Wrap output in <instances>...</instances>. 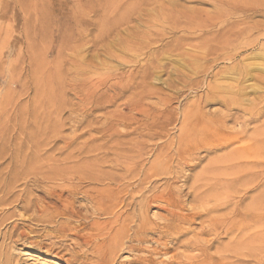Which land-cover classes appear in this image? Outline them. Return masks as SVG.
<instances>
[{
	"label": "rangeland",
	"instance_id": "1",
	"mask_svg": "<svg viewBox=\"0 0 264 264\" xmlns=\"http://www.w3.org/2000/svg\"><path fill=\"white\" fill-rule=\"evenodd\" d=\"M263 71L264 0H0V264H68L59 257L72 242L58 241L61 252L47 253L44 244L54 240L42 237L62 219L49 225L35 218L43 204L52 214L67 205L72 224L83 212L85 224L97 219L94 211L105 203L90 184L73 194L60 177L54 179L79 171L72 163L78 158L93 162L90 171L98 175L130 168L136 178H146L143 196L165 190L178 202L171 212L160 201L143 202L142 211L138 205L129 209L135 221H147V240H127L112 263L182 259L180 236L181 242H199L201 250L189 252L200 254L204 264H264ZM227 113L238 120L216 125ZM222 131L243 135L223 146ZM226 155L236 159L223 163ZM104 159L115 166L98 165ZM127 184V192L116 196L123 203L135 181ZM197 196L206 210L182 225V233L160 228L200 206ZM21 202L29 210L39 207L29 212ZM114 202L111 207L122 210L123 203ZM49 211L42 216L51 217Z\"/></svg>",
	"mask_w": 264,
	"mask_h": 264
},
{
	"label": "bare ground",
	"instance_id": "2",
	"mask_svg": "<svg viewBox=\"0 0 264 264\" xmlns=\"http://www.w3.org/2000/svg\"><path fill=\"white\" fill-rule=\"evenodd\" d=\"M220 58V57H219ZM233 58V57H232ZM226 59H230V57H228V58H226ZM235 67V66H234ZM248 69V68H247ZM246 69V70H247ZM230 70V69H229ZM261 70V69H260ZM231 71H232V69H231ZM242 71V70H241ZM253 70H251L250 71V73L252 72ZM229 72V71H228ZM246 72V71H245ZM264 72V71H263ZM243 73V72H242ZM243 76V75H242ZM241 77V76H240ZM246 80V79H245ZM237 85H238V83H237ZM228 88H230V87H228ZM234 88V87H233ZM217 89V88H216ZM225 89H227V88H225ZM240 89H243V88H240ZM236 97V96H235ZM203 98V97H202ZM216 98V97H215ZM223 101H224V104H228V102H225V99H223ZM234 101L235 102H237V100H236V98H234L233 99V103H234ZM208 102V101H207ZM249 104H251V102L249 103ZM254 104V103H253ZM252 104V105H253ZM262 104H264V103H262ZM201 105V104H200ZM141 112V111H140ZM168 112V111H167ZM170 112V111H169ZM185 112V111H184ZM204 117V116H203ZM230 117V115H228V113L227 114H223L222 116H221V119L220 118H218V120H217V124L216 125H219V123H220V125L221 124H224V122L226 121V119L227 118H229ZM193 118H195V117H193ZM231 118V117H230ZM251 118V117H250ZM196 119V118H195ZM231 119H234L235 121L236 120H238V118L237 117H233V118H231ZM191 120V119H190ZM248 120H250V119H247V121ZM246 121V122H247ZM190 122V121H189ZM194 122V121H193ZM195 122H198V120L197 121H195ZM245 121H243L242 120V124H244L245 125V123H246ZM136 123V122H135ZM135 123H134V125H135ZM199 123V122H198ZM248 123V122H247ZM137 124V123H136ZM196 125V124H195ZM246 126H247V124H246ZM113 127V126H112ZM125 128V127H124ZM246 128V127H245ZM245 131V130H244ZM168 132V131H167ZM185 132V131H184ZM241 133H242V131H241ZM241 133H232V132H230V131H222L221 133H220V137H221V144H223V146H227V145H230L231 143H234V142H236V141H238V140H240V138L242 137V135H243V133L241 134ZM184 134V133H183ZM168 136V135H167ZM200 136H201V134H200ZM174 139V138H173ZM182 139H183V137H182ZM200 139H201V137H200ZM203 139V138H202ZM253 139H257V138H253ZM203 141V140H202ZM252 141V140H251ZM198 142H199V140H198ZM264 142V141H263ZM252 143V142H251ZM250 143V144H251ZM253 144V143H252ZM258 144H259V141H258ZM262 144V143H261ZM255 145V144H254ZM257 146H259V145H257ZM164 148V147H163ZM198 148H199V146H198ZM254 149V148H253ZM263 149V148H262ZM261 149V150H262ZM260 150V151H261ZM245 153V150L243 149V152H242V156H243V154ZM136 154V153H135ZM247 154V153H246ZM261 154H264V153H262L261 152ZM74 155V154H73ZM167 155V154H166ZM178 155V154H177ZM180 155V154H179ZM231 155H233V154H231ZM260 155V154H259ZM75 156V155H74ZM79 156V155H78ZM88 156V155H87ZM227 156V158L224 156V162L223 163H225V162H232V160L234 161L236 158H234V157H232V158H230V160L228 159V156L229 155H226ZM264 156V155H263ZM73 157V156H72ZM76 157V156H75ZM103 157V156H102ZM65 158V157H64ZM83 158V157H82ZM88 158H89V156H88ZM104 158H106V157H104ZM111 158H113V157H111ZM181 158V157H180ZM190 158V157H189ZM70 159H71V157H70ZM69 159V161H71ZM79 160L81 159V158H78ZM85 160L87 159V158H84ZM95 159V158H94ZM155 159V158H154ZM187 159V158H186ZM192 159V158H191ZM197 159H199V157L197 158ZM61 160V159H60ZM64 160V159H63ZM79 160H74V161H72V163H73V165L74 166H77V167H79L80 168V170L79 171H77L76 172V170H73V172L74 173H69V174H62V175H56L55 177H54V179H56L57 177H60L59 179L63 182V183H65V184H67L68 186H70L71 188H73V194H75V193H77V192H75L74 193V191H76V189H78V187L80 186V185H82V184H85V185H88V184H90V186H89V188L92 190V191H94V192H91L92 194H93V196L94 197H96V196H98L99 198H101V200H102V202H104L105 203V207L104 208H100V209H95V211H94V214L96 215V216H98L97 217V219H93V221H91L90 223H87V224H85L87 221H85L87 218L86 217H82L81 216V214H83V213H81L80 215L79 214H76V215H78V216H80V218H78L77 220H75L76 222H78L77 224L75 223V224H72L71 223V220H72V217H73V215L72 214H70V212L68 213V206L67 205H65V208L62 210V212H59L58 214L56 213V214H52L49 210H48V208H42V206H43V204H42V206L40 205V207H41V209H39L37 212H39L40 214H39V216H37V218H35V220L37 221V222H40V223H45V224H49V225H51V224H53V223H55L54 221H55V218H56V220L57 219H59V218H61L62 219V221L61 222H59L58 223V226L56 225V227L55 226H52L51 228H49V229H46V230H44V233H43V235H42V237L44 238V239H47V240H49V241H51V240H54V241H52V242H50V243H48V244H44L43 246H44V248H45V251L47 252V253H53L55 250H57V252L56 253H58V252H61V250H60V245L58 244V241H64L65 239L67 240H70L71 242H72V246H71V248L70 249H65V253L64 254H62L59 258H63L64 259V257H66V262L68 263V264H111L112 262H113V260H115V258H116V255L118 254V252L119 251H121V250H123L124 249V244L127 242V240H128V242L129 241H131V242H133V241H135V242H137V243H143L144 241L146 242V240H147V238L143 235V233H144V231H145V227H146V222L147 221H145V218H144V216H142V217H140V219H137V220H139L138 222L137 221H135V219H134V216H130L129 215V212H128V210L129 209H135L136 208V206L138 205L139 207V210L140 209H143V205L145 206L146 204H148L149 202H155V201H158V203H159V201L162 203V205H161V208L164 210V211H166V212H171L170 211V209L169 208H173V207H177L178 206V202L175 200V198H173V197H171V196H165V195H168V194H166V193H164L165 192V190H164V192L163 191H160V193L158 194V193H155L154 192V194H152L151 196H143V192H142V184H144L145 182V180H146V178H144L143 177V179H141L140 177H138V178H136V176H134L133 175V171H132V169H130V168H126V169H122V173L120 172V170H119V172H120V174H118V175H110V173L109 174H100V175H98L97 173H93V172H91L90 171V169L94 166V163L93 162H89V161H84L83 159H82V161L83 162H81V161H79ZM135 160V159H134ZM182 160V159H181ZM246 160H248V159H246ZM59 161V159L57 158V162ZM62 161V160H61ZM143 161V160H142ZM220 161V160H219ZM20 162H22V161H20ZM56 162V161H55ZM64 162H66V161H64ZM67 162H68V160H67ZM96 162V161H95ZM147 162V161H146ZM166 162V161H165ZM172 162V161H171ZM183 162V161H182ZM114 163V164H113ZM144 163V162H143ZM152 163V162H151ZM190 163V162H189ZM251 163H253V162H251ZM250 163V164H251ZM255 163V162H254ZM45 164H46V162H45ZM59 164V163H58ZM63 165H64V163H62ZM68 164H69V162H68ZM100 164H106V166H107V164H109L110 166L109 167H111V166H115V161L113 160V159H104V160H99L98 161V165H100ZM231 164V163H230ZM229 164V165H230ZM239 164V163H238ZM243 164V163H242ZM248 164V163H247ZM40 165V164H39ZM63 165H61V166H63ZM67 165V164H66ZM70 165V164H69ZM145 165V164H144ZM186 165H188V164H185V166ZM193 165V164H192ZM244 165V164H243ZM256 165V164H255ZM55 166V165H54ZM53 166V167H54ZM57 166V165H56ZM65 166V165H64ZM180 166V165H179ZM247 166V165H246ZM245 166V167H246ZM50 167H51V165H50ZM66 167V166H65ZM182 167V170H183V166H181ZM224 167V166H223ZM253 167V166H252ZM39 168V167H38ZM57 168V167H56ZM61 168V167H60ZM50 169V168H49ZM119 169V168H118ZM52 170V169H51ZM106 170H107V167H106ZM108 170H110V169H108ZM163 170V169H162ZM178 170V169H177ZM177 170H175V171H177ZM220 170V169H219ZM42 171V170H41ZM46 171V170H45ZM53 171V170H52ZM58 171V170H57ZM43 172V171H42ZM48 172V171H47ZM54 172V171H53ZM56 172V171H55ZM108 172V171H107ZM116 172V171H115ZM118 172V173H119ZM141 172V171H140ZM171 172H173V170H171ZM35 173V172H34ZM49 173V172H48ZM148 173V172H147ZM147 173H146V175H147ZM247 173V172H246ZM21 174V173H20ZM19 174V175H20ZM37 174H38V172H37ZM46 174V173H45ZM55 174V173H54ZM132 174V175H131ZM182 174V173H181ZM252 174H253V172H252ZM40 175H43V174H40ZM135 175H137V174H135ZM188 175V174H187ZM21 176V175H20ZM25 176L26 175H24V178H25ZM141 176V175H140ZM15 178H16V175L14 176ZM22 177V176H21ZM35 177V176H34ZM37 177V176H36ZM35 177V178H36ZM45 177H46V175H45ZM44 177V178H45ZM181 177V176H180ZM187 177V176H186ZM186 177H184V178H186ZM15 178H13L14 180H15ZM18 178V177H17ZM243 178V177H242ZM31 179V178H30ZM29 179V180H30ZM169 179V178H168ZM249 179V178H248ZM14 180H11V181H14ZM18 180H19V178H18ZM247 180V179H246ZM245 180V181H246ZM10 181V182H11ZM44 181V180H43ZM42 181V182H43ZM131 181H135V185H134V187L133 186H131L130 188V191H131V193L128 195V198H127V200L126 201H124V203H123V201L122 200H120V199H116V196L118 195L119 197H120V192L122 193L123 191H125V187H126V184L128 183V182H131ZM176 181V180H175ZM244 181V180H243ZM41 182V183H42ZM48 182V181H47ZM221 182V181H220ZM40 183V186L44 183H42L41 184ZM48 183H52V182H48ZM245 183V182H244ZM12 184V183H11ZM26 184H28V183H26ZM8 185V184H7ZM35 185V184H34ZM170 185V184H169ZM25 186V185H24ZM27 186V185H26ZM33 186V185H32ZM78 186V187H77ZM127 186H128V184H127ZM149 186V185H148ZM198 186V185H197ZM5 187V186H4ZM3 187V188H4ZM9 187V186H8ZM7 187V188H8ZM16 187H17V185H16ZM37 187V189H39L38 188V185L36 186ZM43 187V186H42ZM41 187V188H42ZM82 186H80V188H81ZM133 187V188H132ZM199 187V186H198ZM9 188H11V187H9ZM26 188V187H25ZM35 188V187H34ZM84 188V187H83ZM169 188V187H168ZM14 189V188H13ZM28 188H26V190H27ZM33 189V187L31 188V190ZM197 189V188H196ZM246 189V188H245ZM23 190V189H22ZM25 190V189H24ZM25 190V191H26ZM58 190V189H57ZM82 190V189H81ZM145 190V189H144ZM1 191H3L2 190V188H1ZM25 191H23L24 193H25ZM33 192H35L34 190H32ZM36 191H38V190H36ZM40 191V190H39ZM53 191V190H52ZM159 191V190H158ZM236 191V190H235ZM8 193H9V191H7ZM11 192V191H10ZM17 192V191H16ZM16 192H14V194L16 193ZM29 192V191H28ZM33 192H32V194H33ZM44 192V191H43ZM42 192V193H43ZM60 192V191H59ZM58 192V193H59ZM69 192V191H68ZM78 192H79V190H78ZM82 192V191H81ZM125 192H127V191H125ZM204 191H202V193H203ZM1 193V192H0ZM23 193V194H24ZM45 193H46V191H45ZM44 193V194H45ZM55 193H57V191L55 192ZM57 193V194H58ZM64 193V192H63ZM67 193V192H66ZM65 193V194H66ZM71 193V192H70ZM138 193V194H137ZM141 193V194H140ZM3 194H4V192H3ZM13 194V195H14ZM35 194V193H34ZM67 194H69V193H67ZM73 194H71V195H73ZM80 194V193H79ZM177 195H178V193H176ZM1 195H2V193H1ZM36 195V194H35ZM46 195V194H45ZM55 195V194H54ZM60 195V194H59ZM59 195H58V197H59ZM70 195V196H71ZM244 195H245V193H244ZM15 196H17V195H15ZM24 196V195H23ZM25 196H27V195H25ZM24 196V197H25ZM31 196H33V195H31ZM30 196V198H33V197H31ZM47 196V195H46ZM46 196L44 197V196H42L43 198H45L46 199ZM49 196V195H48ZM47 196V197H48ZM51 196L52 195H50V198H51ZM79 196V195H78ZM77 196V197H78ZM85 196V195H84ZM243 196V195H242ZM54 197V196H53ZM65 197V196H64ZM69 197V196H68ZM86 197V196H85ZM1 198V197H0ZM27 198H28V196H27ZM40 198V197H39ZM56 198V197H55ZM62 198V197H61ZM61 198H59V199H61ZM66 198H67V196H66ZM65 198V199H66ZM74 198V197H73ZM72 198V199H73ZM75 198H76V196H75ZM87 198H89V197H87ZM91 198V197H90ZM197 198L200 200V206H198L197 208H195V210L194 211H192L191 213H189V214H176L175 215V220H172L171 221V224H169V223H164L163 225H162V227H160V228H164V230H165V232H173V233H177V232H179L178 231V229H181V227H183L182 225H184V224H188V223H190L191 221L193 222L194 221V219L195 218H197V217H199V215H200V213H204V210H206V209H204V199H202V197L200 196H197ZM35 199V198H34ZM42 198H40V200H41ZM68 199H71V197L70 198H68ZM93 199V198H92ZM116 199V200H115ZM1 200V199H0ZM20 200V199H19ZM27 200V199H26ZM32 200V199H31ZM39 199H37V201H38ZM42 200H44V199H42ZM84 200H85V198H84ZM124 200V199H123ZM7 201V200H6ZM12 201H13V198H12ZM28 201H29V198H28ZM46 201H47V199H46ZM50 201V200H49ZM78 201V200H77ZM113 201H115V202H118V201H121L122 203H123V208H122V210H120L119 209V211H116L115 209H113L112 207H111V205L113 204ZM19 202V201H18ZM33 202H36V200L35 201H33ZM33 202L31 203V204H33ZM39 202H41V201H39ZM55 202V201H54ZM53 202V203H54ZM57 202V201H56ZM55 202V203H56ZM88 202V201H87ZM94 202V201H93ZM114 202V203H115ZM143 202H147L146 204H144ZM4 203V202H3ZM6 203V202H5ZM12 203V202H11ZM25 203V202H24ZM23 203V204H24ZM29 203H30V201H29ZM42 203V202H41ZM41 203H38V204H41ZM78 203H80V202H78ZM90 203H92V202H90ZM23 204H22V202H21V205H22V207H24L23 206ZM27 204V203H26ZM37 204V203H36ZM37 204V205H38ZM48 204H51V203H48ZM86 204V203H85ZM150 204V203H149ZM152 204V203H151ZM15 205V204H14ZM25 205V204H24ZM28 205H30V204H28ZM28 205H25L26 207V209L28 208L27 206ZM34 205V204H33ZM54 205V204H53ZM57 205V204H56ZM76 205V204H75ZM74 205V206H75ZM19 206V205H18ZM60 206V205H59ZM73 206V207H74ZM88 206V205H87ZM180 206V205H179ZM34 207V206H33ZM31 208L30 210H29V208H30V206H29V208H28V210H29V212L30 211H35V210H37L36 208H38L37 206H35V208ZM48 207H50V206H48ZM70 207V206H69ZM18 208V207H17ZM112 208V209H111ZM120 208V207H119ZM35 209V210H34ZM51 209V208H50ZM88 209V208H87ZM90 209V208H89ZM92 209V208H91ZM149 209V208H148ZM178 209V208H177ZM235 209V208H234ZM255 209V208H254ZM15 210V209H14ZM22 210H24V209H22ZM21 210V211H22ZM53 210V209H52ZM115 210V211H114ZM175 210V209H174ZM48 211H49V214L51 215V217H49V218H45V217H43L44 215H46V214H48ZM55 211V210H54ZM82 211H84V210H82ZM130 211V210H129ZM140 211H142V210H140ZM182 211V210H181ZM1 212V211H0ZM85 212H87L86 211V209H85ZM7 213H8V211H7ZM23 213H24V211H23ZM25 213H26V210H25ZM27 213H28V211H27ZM35 213V212H34ZM44 213V215L42 216V214ZM134 213H135V211H134ZM165 213V212H164ZM178 213V212H177ZM185 213V212H184ZM187 213V212H186ZM1 214V213H0ZM5 214H6V212H5ZM75 214V213H74ZM89 214V213H88ZM174 214V213H173ZM16 215H17V213H16ZM24 215V214H23ZM149 215V214H148ZM1 216H3V215H1ZM14 216V215H13ZM13 218V217H12ZM17 218H18V216H17ZM24 218V217H23ZM29 218V217H28ZM153 218V217H152ZM172 218V217H171ZM262 218V217H261ZM15 219V218H14ZM13 219V220H14ZM26 219V218H25ZM25 219H23V220H25ZM31 219H33V217L31 218ZM74 219V218H73ZM159 219H161V217L159 218ZM159 219H158V222H159ZM177 219V220H176ZM200 219V218H199ZM162 220V219H161ZM163 220H166V219H163ZM252 220H254V219H252ZM34 221V220H33ZM59 221V220H58ZM74 221V220H73ZM151 222H152V220H150ZM203 221V220H202ZM227 221V220H226ZM2 222V221H1ZM28 223H29V221H27ZM36 222V223H37ZM234 222V221H233ZM232 222V223H233ZM2 223H4V222H2ZM12 223V222H11ZM13 223H14V221H13ZM17 223V222H16ZM23 223V222H22ZM39 223V224H40ZM153 223V222H152ZM231 223V222H230ZM25 223H23V225H24ZM48 225V226H49ZM55 225V224H54ZM160 225V224H159ZM213 225V224H212ZM211 225V226H212ZM237 225V224H236ZM13 226V225H12ZM12 226H10V227H12ZM17 226H19V225H17ZM26 226H27V224H26ZM42 226V225H41ZM47 226V225H46ZM47 226V227H48ZM157 226V225H156ZM191 226V225H190ZM21 227V226H20ZM28 227V226H27ZM35 227H37L38 228V226H35ZM40 227V226H39ZM151 227L153 228V226L151 225ZM9 228V227H8ZM15 228V227H14ZM13 227L11 228V230L12 229H14ZM29 228V227H28ZM159 228V229H160ZM234 228V227H233ZM3 229V228H2ZM21 229H23L22 227H21ZM41 229H42V227H41ZM187 228H185V230H186ZM207 229V228H206ZM217 229V228H216ZM223 229V228H222ZM10 230V229H9ZM15 230V229H14ZM32 230H33V227H32ZM150 230V229H149ZM158 230V229H157ZM183 230H184V228H183ZM192 230V229H191ZM202 230V229H201ZM231 230H232V228H231ZM26 231H27V229H26ZM25 231V232H26ZM189 231V230H188ZM207 231H209L208 229H207ZM228 231H230V230H228ZM238 231V230H237ZM11 232V231H10ZM21 232H23V231H21ZM21 232H18L17 234H21ZM24 232V233H25ZM28 232V231H27ZM147 232V231H146ZM150 232V231H149ZM152 232V231H151ZM157 232H159V231H157ZM163 232V231H162ZM181 233H182V231H180ZM180 232L178 233V234H180ZM187 232V231H186ZM192 232V231H191ZM220 232V231H219ZM231 232V231H230ZM229 232V233H230ZM235 232V231H234ZM4 233V232H3ZM7 233V232H6ZM5 233V234H6ZM30 233H32V232H30ZM29 232L28 233H26V234H30ZM148 233V232H147ZM189 233V232H188ZM194 233V232H193ZM205 233H207V232H205ZM209 233H211V232H209ZM8 234V233H7ZM6 234V235H7ZM11 234V233H10ZM16 234V235H17ZM25 234V235H26ZM150 234V233H149ZM160 234V233H159ZM159 234H157L158 236H159ZM164 234V233H163ZM162 234V235H163ZM177 234V235H178ZM184 234V233H183ZM202 234H204V232L202 233ZM12 235V234H11ZM11 235H9V237L11 236ZM15 234L13 233V236H14ZM24 235V236H25ZM41 235V234H40ZM154 235V234H153ZM169 235H172V234H169ZM184 235H187L186 233L184 234ZM184 235H183V237H184ZM199 235V234H198ZM206 235V234H205ZM216 235V234H215ZM231 235V234H230ZM235 236H236V234H234ZM12 236V238H14ZM23 236V235H22ZM23 236V237H24ZM29 236V235H28ZM38 236V235H37ZM154 236H156V234L154 235ZM8 237V236H7ZM18 237H19V235H18ZM32 237V236H31ZM161 237V236H160ZM179 237V240H176V241H178L177 243V248H181V249H183L182 251H181V255L180 256H178V257H180V258H182V259H175L174 258V256H172L171 257V259L168 261V262H161V264H174V263H177V264H196V263H198V264H204V260H203V258L202 259H199V255L198 254H190V252L192 251V250H194V249H198V250H201V248L199 247V242H196V241H194V242H190V240H186V241H183V242H181V240H180V236H178ZM182 237V238H183ZM20 238H21V236H20ZM26 238V237H25ZM40 238H41V236H40ZM42 238V239H43ZM159 238V237H158ZM170 238H171V236H170ZM174 238V237H173ZM187 238V237H186ZM233 238V237H232ZM235 238H237V236L235 237ZM245 238H246V236H245ZM2 239H3V237H2ZM2 239H0V240H2ZM7 240H8V238H6ZM17 239V237H15L14 238V240H16ZM22 239V238H21ZM24 239V238H23ZM30 239V238H29ZM163 239V238H162ZM166 239H168L167 238V236H166ZM166 239H165V241H166ZM178 239V238H177ZM46 240V241H47ZM65 240V241H66ZM151 240H152V238H151ZM158 240V239H157ZM160 240V239H159ZM158 240V241H159ZM174 240V239H173ZM201 240V239H200ZM19 241V240H18ZM26 241H28V240H26ZM56 241V242H55ZM153 241L154 240H152L151 242L153 243ZM161 241V240H160ZM164 241V242H165ZM175 241V242H176ZM9 242H10V240H9ZM13 242V241H12ZM42 242V241H41ZM40 242V243H41ZM135 242H134V244H135ZM149 242V241H148ZM171 242V241H170ZM2 243V242H1ZM1 243H0V246H1ZM31 244H33L34 245V247L36 246L37 248L39 247L40 249L43 247L42 246V243L40 244L39 243V241H31L30 242ZM160 243H162L163 244V242H160ZM6 244V243H5ZM13 244H14V242H13ZM67 244V243H66ZM141 244H139V245H141ZM146 244V243H145ZM144 244V245H145ZM158 244V243H157ZM165 244V243H164ZM167 244H169V241H168V243ZM170 244H172V243H170ZM174 244V243H173ZM210 244H212V242L210 243ZM2 245H3V243H2ZM154 245V244H153ZM159 245V244H158ZM176 245V244H175ZM175 245H173V246H175ZM7 246V245H6ZM62 246V245H61ZM135 246V245H134ZM143 246V245H142ZM163 246V245H162ZM172 246V245H171ZM205 246V245H204ZM207 246V245H206ZM209 246V245H208ZM30 247V246H29ZM33 247V246H32ZM150 247H151V245H150ZM154 247H156V246H154ZM153 247V248H154ZM165 247V250H163L164 252H163V254L165 253H168L167 251H168V249H169V247H167L166 245L164 246ZM141 248V247H140ZM139 247H138V249H140ZM148 248V247H147ZM158 248V247H157ZM160 249H161V247H159ZM158 248V249H159ZM173 248V247H172ZM171 248V249H172ZM206 248V247H205ZM225 248V247H224ZM9 249V248H8ZM39 249V250H40ZM62 249V248H61ZM63 249V250H64ZM136 249V248H135ZM144 249V248H143ZM146 249V248H145ZM164 249V248H163ZM171 249H170V251H171ZM38 250V249H37ZM151 250V249H150ZM149 250V251H150ZM172 250H174V249H172ZM206 250V249H205ZM41 251V250H40ZM44 251V250H43ZM132 251V250H131ZM143 251V250H142ZM148 251V250H147ZM146 250H145V252H147ZM162 251V250H161ZM190 251V252H189ZM1 252V251H0ZM42 252V251H41ZM125 252V251H124ZM151 252V251H150ZM159 252H160V250H159ZM217 252V251H216ZM9 253V252H8ZM133 253V252H132ZM140 253V252H139ZM156 254L157 255V253H158V251H156V249H153L152 250V252H151V254ZM162 253V252H161ZM228 253V252H227ZM60 254V253H59ZM142 254H144V253H142ZM146 254V253H145ZM145 254H144V257H145ZM148 254H150V253H148ZM241 254H242V252H241ZM6 256H7V254H5ZM10 255V254H9ZM55 255V254H54ZM57 255V254H56ZM131 255H133V254H131ZM155 255V256H156ZM227 255V254H226ZM1 256V255H0ZM6 256H4V258H6ZM11 256V255H10ZM58 256V255H57ZM159 256V254L157 255V257ZM56 257V256H55ZM143 257V256H142ZM144 257H143V260L142 261H144L145 259H144ZM149 257V256H148ZM154 257V256H153ZM215 257H217V256H214V258ZM3 258V259H4ZM7 258H9V256L7 257ZM120 258V257H119ZM127 258H129V257H127ZM136 258H137V256H136ZM135 258V259H136ZM140 258V257H139ZM146 258V257H145ZM155 258V257H154ZM153 258V259H154ZM169 258V257H168ZM218 258V257H217ZM10 260H11V258H9ZM124 259V258H123ZM134 259V258H133ZM152 259V258H151ZM244 259V258H243ZM117 260V259H116ZM125 260H126V258H125ZM140 261V259H136L135 260V263L137 262V261ZM156 260V259H155ZM162 260H164V259H162ZM235 260V259H234ZM2 261V260H1ZM4 261V260H3ZM2 261V262H3ZM7 261V260H6ZM118 261V260H117ZM142 261H141V263H142ZM149 261H152V260H149ZM248 261V260H247ZM122 262V261H121ZM120 262V263H121ZM130 262V261H129ZM133 263H134V261H132ZM131 262V263H132ZM148 261L146 260V263H147ZM156 262V261H155ZM158 262V261H157ZM5 263V262H4ZM8 263V262H7ZM7 263H5V264H7ZM9 263H11V262H9ZM123 263V262H122ZM139 263V262H138ZM210 263V262H209ZM217 263V262H216ZM112 264H114V263H112ZM118 264V263H117ZM124 264V263H123ZM128 264V263H127ZM143 264V263H142ZM150 264H155V263H150Z\"/></svg>",
	"mask_w": 264,
	"mask_h": 264
}]
</instances>
